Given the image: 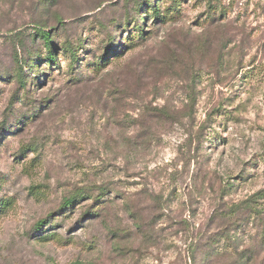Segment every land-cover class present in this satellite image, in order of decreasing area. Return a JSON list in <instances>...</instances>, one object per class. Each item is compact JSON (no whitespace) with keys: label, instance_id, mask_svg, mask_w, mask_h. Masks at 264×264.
Wrapping results in <instances>:
<instances>
[{"label":"rangeland","instance_id":"rangeland-1","mask_svg":"<svg viewBox=\"0 0 264 264\" xmlns=\"http://www.w3.org/2000/svg\"><path fill=\"white\" fill-rule=\"evenodd\" d=\"M0 264H264V0H0Z\"/></svg>","mask_w":264,"mask_h":264},{"label":"trees","instance_id":"trees-1","mask_svg":"<svg viewBox=\"0 0 264 264\" xmlns=\"http://www.w3.org/2000/svg\"><path fill=\"white\" fill-rule=\"evenodd\" d=\"M43 37L46 38V39H48V38H47V37H48L47 33L44 32V33H43ZM56 60H57V57H55L53 53H49V54L47 55V58H46V61H45V62L52 63V62H56ZM82 195H83V194L80 193V194H78V195H73V196L67 198V199L65 200V202H64L65 205L69 206V205L73 204L74 201H75L76 199H79L80 197H82ZM90 214H92V213H90Z\"/></svg>","mask_w":264,"mask_h":264}]
</instances>
